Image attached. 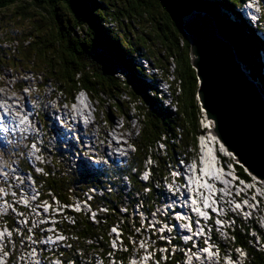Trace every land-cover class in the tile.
I'll use <instances>...</instances> for the list:
<instances>
[{
    "label": "trees",
    "instance_id": "obj_1",
    "mask_svg": "<svg viewBox=\"0 0 264 264\" xmlns=\"http://www.w3.org/2000/svg\"><path fill=\"white\" fill-rule=\"evenodd\" d=\"M245 1L0 0V73L9 70L15 74L22 72L24 76L30 74L42 80L41 86L55 87L66 103L84 90L98 102L100 111L106 108L109 116L125 120L134 109L132 116L138 121L139 130L137 139H131L130 144L135 153H132L130 167L117 173L127 175L132 186L130 194L139 193L144 206L152 208L147 199L156 194L154 185L166 179L177 157L189 159L196 153L197 137L202 132V116L196 98L197 80L189 63L187 43L180 34L178 15L172 7L187 14L201 11L210 15L234 47L242 68L252 81L259 83L258 88L264 93L261 64L258 65L256 58L257 52H264V46L256 37L257 30L238 12ZM260 18L258 26L264 24V9ZM139 60L147 61L163 73L161 80L169 87L172 110L168 105L164 108L165 95L157 88L158 80L145 74ZM16 85L18 91L25 86L22 79L16 80ZM159 141L165 144L163 154L156 145ZM42 149L50 154L47 147ZM51 149L58 151L56 146ZM144 160L145 166L151 164L147 184L138 180ZM57 161L58 171L43 170V176H35L36 183L53 193L60 202L70 205L74 193H68V189H81L77 186L81 185V180L75 173L63 174L61 161ZM234 166L241 178L249 180L241 167ZM133 168L136 174L132 173ZM20 170H29L24 160L20 161ZM81 173L91 177V181H102L106 175L105 170L95 167H85ZM145 188H150L148 194ZM104 201L114 214L117 213L111 196ZM73 217L77 218L74 227L59 225L64 232L61 235L72 233L76 239L75 242L71 239V251L60 250L63 261L83 264L85 260L86 264H94L98 259L106 260L110 251L108 227L121 219L110 215L107 224L97 226L86 220L84 212L73 211ZM254 222L240 221L234 230L228 229L233 239L231 247H241L244 255L246 253L243 264H264V250L249 245V241H253L250 230H257ZM122 224L127 242V235L132 231L127 219H123ZM257 231L264 243V235ZM76 250L82 251L81 257L75 254ZM166 264H174V261Z\"/></svg>",
    "mask_w": 264,
    "mask_h": 264
},
{
    "label": "rangeland",
    "instance_id": "obj_2",
    "mask_svg": "<svg viewBox=\"0 0 264 264\" xmlns=\"http://www.w3.org/2000/svg\"><path fill=\"white\" fill-rule=\"evenodd\" d=\"M255 1H257L259 6L256 4ZM255 1L251 5L250 4H246L244 7H240L238 9V11L241 14L242 13H244L245 15L248 14V17L253 16V20L251 22L252 23V27L255 30H257L256 31V37L264 45V27H262V26H264V24L263 25L261 24L260 26H258L259 28L258 27L255 28V25L253 23L255 21V19L258 18V16H261L260 14L262 13V10L264 9V0H255ZM251 11L253 12L252 14L250 13ZM257 55L258 56H256V58H257V62H258V65H259V62L262 60V56L264 58V52H257ZM259 56H260V59H259ZM143 67H146V63H143ZM20 75H22V78H21ZM19 79L20 80L22 79V81H24V84H25L24 89L22 91H18V89H17L16 80H19ZM252 82L256 84L257 89L261 93L262 99H264L263 92L258 88L259 83L256 82V81H252ZM263 82H264V79L262 78V83ZM41 84H42V80H36V79H34V77H31L30 74H28V75L25 74V76H24V74L22 72H18V74H15V72L9 71V70H4L2 73H0V93L3 96H5L6 98H15V99H17V101L21 100V99H25L27 101L24 100L23 104L26 103L27 105L32 107L31 108L32 110H31V112L29 114L30 118L26 116L27 118L25 120H23V122H22V123L25 124L28 121L31 124V131L28 132L22 127L21 128L22 137L20 139H16L14 136H10L9 137V135H7V136H5L6 137L5 140L2 141L1 140V135H0V140L2 141V143H4V142L6 143V146L4 147V149L0 150V182L5 183L3 178L6 179V182L8 180L12 179L13 178L12 177V173L14 171H18L19 170V166L18 165H19L20 158L11 160L10 157H12L14 155V153L16 154V156H18V154L21 153V151H23L21 149H23L24 147L30 146L29 149L34 147L32 150L35 151V152H38L39 146L41 144H43L44 147L45 146L46 147H50V145H53V144L55 146H57V147L58 146H64L65 144H74V137L72 135H71L72 137L70 136V137H66L64 139V137H65V133L64 132L65 131L60 129V125L56 121V120H58L56 116H55L56 120L46 121L48 118H50V119H54L55 118V117L51 116V114L46 110V107H48L47 103H46V97L54 95L55 97H58V99H62V96L57 94V92L55 91V87H52V86L51 87H43V86H41ZM157 88H158V84H157ZM263 88H264V86H263ZM167 93H168V91H167ZM160 94L165 95L162 92H160ZM168 96H169V94H168ZM163 98H165V97H163ZM0 100H3V99H0ZM57 101H59V100H57ZM57 101L52 100V102L49 104V106L51 105V107H55L53 110L56 111V112H58V109H59V105H58L59 103ZM2 102H4V101H2ZM16 102H14V103H16ZM167 102L165 103V105H168ZM97 103H95L94 105L96 106ZM0 105L3 106L2 104H0ZM198 105H199V103H198ZM62 107H65V106H62ZM21 109H22V111H24L25 106H23ZM95 109L99 110L97 106L95 107ZM132 111H133V115H134L135 114L134 109ZM104 112H106V111H104ZM201 114H202V112H201ZM41 115H42L43 118H41ZM102 116H103V113L100 115V117H102ZM19 118H21L20 115H19ZM121 120H122V118H121ZM36 122L39 123V124L34 125V123H36ZM122 122H125V121H122ZM212 124L213 123L211 121H206L205 117L202 116V120H200L201 128L205 127L204 130H207V129L209 130L210 129V131H211V127H212L211 125ZM102 129H106L107 130L106 136L108 138L112 139V141H114V142H121V143L123 142L124 143V142H126L128 140H131V138L128 137V129L116 130L115 128H112V123L111 122L105 121L104 123H102ZM136 130H137V132L139 130V124H138L137 121H136ZM10 132H13V130H11ZM82 134H84V133H82ZM120 134H122L124 136L120 137ZM81 137H84V136H81ZM214 139H215L217 145L220 147L219 148L220 149V153L223 154L225 152L224 147L218 142L217 138L216 137H212V135L209 132L208 137L207 136L205 138L200 137V139H199L200 140V143H199V146H200V157H199V160H198V164L195 166V165H187V164L183 163L181 160H177L176 162L173 161V167L170 169V172H169V179H174L176 181L175 182V186H174L175 190L172 192V193H176V192H179V187L176 186L177 184L180 185V186L185 187L184 184L185 183H189V185L191 187V184L193 182V180L190 178L191 172H192V166H193V168L197 167V170H199L198 171L199 172V178H200V180L202 182V185H203V188H202L203 195L201 196V192H199L198 195H196L197 198L195 200L199 199L200 200V206L202 205L203 207H205V206H207L209 204L210 205H215L217 201L229 202L228 201L229 195L231 194L232 190H234V189H231V183L229 181L226 182L225 180H219L220 183H221V187H217L216 189H213V191H210L211 185L215 184V182H216V180L213 178V176L217 175V174L215 173V170L212 167V164H211V161H210L212 159V157L209 155L208 145L206 143L207 142H212V141H214ZM11 140H13V141H11ZM39 142H40V144H39ZM118 146L122 147V153L129 155V153H127L124 150V149H126L125 147H123L121 145H118ZM129 149L133 150V147L130 146ZM215 149H217V147H214L213 151H215ZM46 151H47V149H46ZM53 151L54 150H52L51 156L48 155V154L44 155V158H46V159L44 161L43 170H46L48 173H49V171H50V173H52V171H53V173H56V171H58V168H57V166H55L56 165L55 162L57 161V159L63 160V158H61L59 156V153H54L53 154ZM202 151H204V156L201 155ZM217 151H218V149H217ZM30 153L31 152L28 151V153L26 154V160L28 161L29 164L32 163V157H31ZM226 153L227 152H225V154ZM216 154H217V156L220 155L218 152H216ZM226 155H228L227 158L230 159L232 165L239 166L234 161V159H233L234 157L231 154L227 153ZM16 156H13V157H16ZM220 156L224 157L223 155H220ZM44 158H43V160H44ZM36 159L39 160L40 158H36ZM85 161H87V160L84 159V158H82L79 161L80 167L82 169L85 167ZM8 162H9V165H8ZM67 165H70V164L67 163ZM214 165H216L215 162H214ZM221 165L225 166L223 164L222 160H221ZM46 166H47V168L45 169L44 167H46ZM179 168H182L183 170L186 169L188 171V173L184 174V175L182 173H179L177 171V170H179ZM28 169L31 171V168H28ZM233 169H234V166H233ZM37 171H41V170H37ZM230 171H232V169H230ZM29 173H31V172H29L28 170L22 172L21 174L23 175L24 179L16 182V184L12 183L8 187L12 186V189H13V187H18L19 192L22 195H24V196H25V191L29 192L30 187H31L32 188L31 192H33L36 197L38 196L42 200V205L40 206L42 209H35L34 208V212H32V213L29 212V214L27 216H26V212L25 211L23 213H21V214L26 216L25 219H27V218H29L31 216L32 217L40 216L38 222H41V221L45 222V220H47V219H46V215H44V214L47 213V214H49V216L54 215L57 212V210H56L57 203L53 199V196H54L53 193H51L50 191H48L46 189H43V186H41V184L38 185L37 183H35L33 180H31L29 178L25 179V175H28ZM52 175L53 174H51V176ZM18 176H19V173H18ZM104 176L106 177V175H104ZM177 176H179V179H176ZM29 181L31 182L30 184L28 183ZM182 181H183V184H182ZM250 182L251 183H249L248 187H250V188L252 187L254 189V198L256 199L257 197H261V199H264V181H259V180H256V179L252 178V181H250ZM35 185H37V186L35 187ZM36 188H38L40 191L38 189H36ZM237 188H240V185H238ZM166 189L169 190L168 187H166ZM190 189H188V190H190ZM237 190L240 191L239 189H237ZM37 191H39V192H37ZM44 192H45L46 196H45V194H43ZM161 194H164V191H161ZM180 194H181V192H179V195ZM247 196H248L247 193L243 195V197H247ZM45 199H47L49 201L48 204L46 202L44 203ZM25 200H26V198L22 197V201H25ZM56 200H57V202L59 201L58 198H56ZM178 201H180V196L178 198H175V200H174L175 203L178 202ZM70 202L73 203V205L71 206V208L73 210H75V211L80 210L79 206H76V204H74V200H72ZM60 203L62 204L63 202H60ZM229 204L231 205L230 202H229ZM189 205H190V203H189ZM158 206L159 205H157V206L155 205L154 206V208L156 207V212L160 211V208L158 209ZM172 207H173L172 210H174V211H179V210L182 209V208H180L179 210H175L173 205H172ZM185 207H186V210H187V205ZM67 208H68L67 210L71 209V208H69L68 204H67ZM82 210H83V208H82ZM249 210L250 211H255V216L257 214L259 215V213H262L263 214V218H264V205L261 204V203L259 204V211H258V207L257 206L254 207L253 203H252V205H250V203L245 202V200H243L242 202H239L238 205L236 206V211L237 212L239 211L244 216H245L246 212L252 213ZM83 212L86 213L85 210ZM137 213L139 215V218H141V220L138 222L139 225H140V229H142L143 231H145V230H149V232L152 231L151 228L146 229L145 225H148V226L149 225H153L154 228H156L155 225H154V220L148 218L147 216H145L139 210H138ZM19 214H20L19 212H11V218L10 219H13L14 223L16 225H17V222H18V219H16V217ZM170 216H171V214H170ZM152 217H154V213H153ZM56 222L58 223L57 220H56ZM20 223H21V225H24V221L20 222ZM225 223H226V228L227 229H233V226H230L229 222H225ZM164 228L165 227L163 226L162 229H164ZM54 230H57L56 232L59 233V224H57L55 226L51 225V226H49L47 228H44L42 231L37 232L38 244L42 248L46 247L47 251H50L48 256H46L44 254L45 251L40 247L41 253L44 254L47 259L51 260L53 263L61 264L60 261L57 260V259H60L59 258V248L65 247L67 249L66 251H69L70 250V245L68 246V243L67 244H63L62 243V237L60 238V236H57V238L54 239L53 246L50 247L49 245L51 243V240H46V237H47L46 232L47 231H54ZM160 230L161 229L159 228V229H156L154 232L155 233H160ZM178 230H183L180 227V225H179V229L175 228L176 234H178ZM24 233L27 234L24 237V239L26 241H29V233L30 232L28 233V229H25ZM136 233H137V231H136ZM221 235L224 237V239L226 238L225 233H221ZM249 235L252 236L251 230H250V234ZM75 240H76L75 238H72L73 242H75ZM256 241L258 242L257 239H256ZM113 242L114 241L110 240V247L111 248L114 247V243ZM254 242H255V239L253 238V241H251V242L249 241V245L253 249H256L257 246L253 245ZM221 243H222L224 249H227V251L232 252L233 248L228 246V241L224 240ZM230 244H232V243H230ZM136 246H137L136 249H133L131 254L134 255L135 253H137L136 254L137 256L135 255L134 257H132V259L130 260V264H149V263L153 264L154 256L156 254H158L159 251L163 252V249H160L159 246L156 243H154V241H151V242L148 243V245L146 246L148 250H145L139 244H137ZM144 246H145V244H144ZM8 249H9V252L12 253V255L18 254V253H22V252L25 251L24 250L25 249V244L22 243V242H19L18 246L14 247V243H10ZM185 253H187V252L185 251ZM232 253L234 255L238 256V258H239V260L241 262V258H240L241 257V253L238 250H234ZM75 254L78 257H81V255L83 253H82V251L76 250ZM26 255L27 254L19 255L18 257H15V262L18 259H22ZM67 255H69V254L67 253ZM173 256H174V254H173ZM27 260H31L29 258V256H27ZM102 260H104V259L102 258V259H99L97 261H94V264H101L100 261L102 262ZM51 261H48L47 264H51L50 263ZM81 262H83V260H81ZM83 264H86L85 260H84ZM107 264H112L111 260L108 261ZM196 264H199V262H197Z\"/></svg>",
    "mask_w": 264,
    "mask_h": 264
},
{
    "label": "water",
    "instance_id": "obj_3",
    "mask_svg": "<svg viewBox=\"0 0 264 264\" xmlns=\"http://www.w3.org/2000/svg\"><path fill=\"white\" fill-rule=\"evenodd\" d=\"M178 15L197 80V102L211 135L252 178L264 181V100L216 21L201 11Z\"/></svg>",
    "mask_w": 264,
    "mask_h": 264
},
{
    "label": "built area",
    "instance_id": "obj_4",
    "mask_svg": "<svg viewBox=\"0 0 264 264\" xmlns=\"http://www.w3.org/2000/svg\"><path fill=\"white\" fill-rule=\"evenodd\" d=\"M146 66L149 67L151 71V79L158 80L161 82L162 90H165V100H168V105L171 108V100L168 99L167 89L165 88L163 81L161 80V72L159 68L150 66L146 61ZM57 100H63L58 99ZM60 110L58 109V112ZM58 112L50 113L51 116L57 117L58 120H61V127H69V130H73L74 144H65L64 146H58V151H53L54 153H59V156L63 158L61 161V166L64 168V173H75L77 177L81 180V185L78 184V187L81 189L73 190L72 188L68 189V193H74V204L76 206H82L86 210V220H89L91 223L97 226L105 225L108 222L110 215L118 220L113 225L109 226L107 235L112 236L113 232L122 234L124 236V231L120 225H123V219H127L129 226L133 224L134 221V212L130 207L132 205H126V199L129 196H124V186L129 184V181L126 177L122 180L114 174H111L112 170H115L121 167L123 164L121 161L117 164H113L109 161V156L120 155V160L128 159V154L122 153V147L115 145L111 142H106V129L99 127V124L90 119L89 115L78 113H71V118H63ZM78 114H82L81 117H78ZM56 117L54 119H56ZM54 119L48 118L46 121H52ZM69 121L77 124L81 121L84 126L82 128L73 127V124H67ZM66 129V128H65ZM118 129H128V137L131 139H137V130H136V120H133V116L129 115L125 117V122H116V130ZM84 133V134H82ZM82 134V135H81ZM77 135V136H76ZM84 136V137H81ZM79 138H82V141L79 142ZM163 147V148H162ZM157 148H165L163 142L157 143ZM82 151H90L91 155H94L95 162L102 163V166L106 167V177L103 175L102 181H91V177L82 176L81 167H79V154ZM70 162H69V161ZM70 164V165H67ZM82 181L84 184H82ZM160 186V184L158 185ZM3 193V191H0ZM111 196L114 204L116 205L117 213H113L110 205L104 201V198ZM134 197H132L133 199ZM257 200V199H256ZM56 210H57V221L58 224L63 226H75L77 218L73 217V211L67 210V203H60L56 200ZM262 204L264 205V199H262ZM225 210V207H224ZM260 229V233L264 235V218L259 223V225L254 222ZM63 228L59 230V233H64ZM130 230V229H129ZM257 234V235H256ZM129 235V233H128ZM256 235L255 242L253 245L257 246L256 249L264 250V243L259 238L258 233H252V237ZM70 238H74V234L69 235ZM132 238L131 234L129 236ZM224 251V252H222ZM224 249L223 245H211L210 248H201L197 255L193 258L192 256H186V264H243L246 259V253L244 255V261L233 262V253ZM171 258H168L170 261ZM172 261V260H171ZM196 261V262H195ZM175 264H182L179 260L174 262Z\"/></svg>",
    "mask_w": 264,
    "mask_h": 264
},
{
    "label": "bare ground",
    "instance_id": "obj_5",
    "mask_svg": "<svg viewBox=\"0 0 264 264\" xmlns=\"http://www.w3.org/2000/svg\"><path fill=\"white\" fill-rule=\"evenodd\" d=\"M241 14V13H240ZM259 58H260V56H259ZM143 63H146L145 61H142V60H139V62H138V64H140L141 65V67L143 68V70L146 72V75L147 76H149V75H151V71H150V69H149V67H143ZM260 64H261V68H260V71H261V73H262V75L261 76H263L262 78L264 79V58H263V56H262V60L260 61ZM173 70H174V68L172 67V69L170 70L171 71V73H173ZM162 73V72H161ZM248 73V72H247ZM163 74V73H162ZM174 76V75H173ZM162 78V77H161ZM175 78V77H174ZM173 80V79H172ZM171 80V81H172ZM163 81V84H164V86H165V88L167 89V91H168V85H167V83L166 82H164V80H162ZM178 84V83H177ZM158 89L160 90V92H162L163 94H165V90H162V85H161V82H158ZM264 90V89H263ZM56 91V90H55ZM177 91V90H176ZM168 94V93H167ZM263 96H264V93H263ZM56 98L57 97H55L54 95H52V96H48V97H46V103H47V106L48 107H46V110L49 112V113H52V112H56V111H54L53 109L55 108V107H51V105L49 106V104L52 102V100H54V101H56ZM0 99H3V100H0L1 102L2 101H4L5 103H3L2 105L3 106H1L0 105V114H4V112H5V109H7V111H8V115L7 116H5V115H3V117H2V121H1V123H3L5 126H6V132L8 133V132H10V129H12L11 128V126H14V129L15 130H17L18 129V127L20 128L21 127V125L19 124V120L21 121V119H19V115L22 117V116H27V117H29L30 118V116H29V114H30V112H31V106H29V105H27L26 103H24L23 104V101L25 100V99H21V100H18L17 101V99H15V98H6L5 96H3L1 93H0ZM63 99V98H62ZM164 100H163V102H162V104H163V106L164 107H166V105H165V103L168 101V100H165V98H163ZM168 99H170V98H168ZM35 100V99H34ZM64 100V99H63ZM63 100H59V101H57L59 104V114L61 115V117H63V118H65V119H67V118H71V113H78V112H80V113H82V114H87V115H89V117H90V119H92V121L93 122H95L96 124H99V127H101L102 128V123H104L105 121H107V120H109L108 122H111L112 123V128H115L116 129V122H122V121H125L124 119H123V117H119V116H109L108 115V113H107V115H106V112H104L105 111V107L104 108H102L101 110L102 111H100V109H99V106H98V103L95 101V100H92L91 99V97L88 95V93L86 92V91H84V90H80L76 95H75V97L73 98V99H71L70 100V102L69 103H66V102H63ZM264 100V99H263ZM17 101V102H16ZM25 101H27V100H25ZM14 102H16V103H14ZM95 103H97V107H98V109L99 110H96L95 109ZM168 103V102H167ZM174 103V102H173ZM105 105V104H104ZM171 105H172V103H171ZM23 106H25V109H24V111H22V107ZM62 106H65V107H62ZM168 106H170V105H168ZM103 113V116L102 117H100V115ZM82 114H78V117H81L82 116ZM37 115V114H36ZM96 115V116H95ZM131 115H133V111H131ZM41 118H42V115H41ZM121 118H122V120H121ZM54 120H56V119H54ZM133 120H136V119H134L133 118ZM57 121V123L60 125V129H62L63 131H65L64 133H65V137H64V139L66 138V137H70L71 135L73 136V130H69V127L68 126H66L65 128H62L61 127V120H56ZM137 121V120H136ZM138 122V121H137ZM37 123V122H36ZM73 124V127H76V128H82L83 126H84V124H82L81 123V121H79L77 124H74L73 122H71V121H69L67 124ZM37 124H39V123H37ZM139 124V123H138ZM205 128V127H204ZM118 130H123V129H118ZM138 133V132H137ZM0 135L1 136H3V133L0 131ZM71 136V137H72ZM77 136V135H76ZM124 135H122V134H120V137H123ZM215 140V139H214ZM82 141V138H79V142H81ZM106 142H111V143H113V144H115V145H121V146H123V147H125L126 149H124L127 153H129V155H128V158H129V156L134 152V148H133V150H130L129 149V147L130 146H132L131 144H130V140H128V141H126V142H114V141H112V139H110V138H108L107 136H106ZM219 142V141H218ZM39 144H40V142H39ZM6 146V143L4 142V143H2V141L0 140V147H3V149H4V147ZM55 145L53 144V145H50V147H47L48 149H49V153L50 154H48V155H50L51 156V154H52V150H54V149H51L52 147H54ZM42 147H44L43 146V144H41L40 146H39V150H38V152H34V154L38 157V158H40L39 159V161L42 163L41 164V166H40V168H39V170H41V171H39L40 172V174H42V172H43V166H44V161H45V159L46 158H44V155H46L47 153H44V151H43V149H42ZM46 147V146H45ZM57 147V146H56ZM34 148V147H33ZM226 152V151H225ZM228 153V152H227ZM226 153V154H227ZM120 155H115V156H109L108 158H109V161L111 162V163H113V164H117V163H119L120 162V157H119ZM81 157V159L82 158H84V159H86L87 161L85 162V167H95V168H100V169H102V170H105L106 171V167H104V166H102V163H99V162H95V158H94V155H91V153L89 152V151H82L81 152V154H79V158ZM43 158H44V160H43ZM81 159H79V161L81 160ZM49 161V160H48ZM53 161V160H52ZM48 164V163H47ZM55 164L58 166V162L56 161L55 162ZM55 165V166H56ZM52 167V166H51ZM84 167V168H85ZM45 169L47 168V166L46 167H44ZM83 168V169H84ZM50 169V168H49ZM48 170V169H47ZM81 171H82V168H81ZM117 171L118 170H112L111 171V174H114V175H116L117 177H119V178H121V177H126L127 178V180L129 181V184H130V179H129V177L127 176V175H123V174H120V173H117ZM179 171L180 172H185L182 168L181 169H179ZM37 182V181H36ZM128 184V185H129ZM183 184V183H182ZM185 185V187H183L182 186V188H183V190L181 189V187L180 186H177V187H179V192H181V194L179 195V193L177 192V193H175V194H170V193H168V192H164V194H155V195H153L152 196V198H148L147 199V203H149V204H151L152 205V208H146L145 206H144V204H143V202H141V195L139 194V193H132V195L130 194V192L128 191V192H126L125 191V193H127L128 195H129V197L126 199V205H132V207H130L131 209H132V211L134 212V221H133V224L132 225H130L129 226V228L131 229V231L132 232H134V233H136V231H137V229H140V225H139V221L141 220V218H139V215H138V210L139 211H141L145 216H147L148 218H150V219H152V220H154V224H155V222H157V220H158V216H164V215H166V214H168V216H170V214H171V216L169 217V219H170V221H171V224L174 226V231H175V228H177V229H179V225L181 224V222H177L176 223V221H174V219H172V216H173V213L175 212L174 210H172L173 209V207H172V205L174 206V208H175V210H179L180 208H182L181 210H179V211H182L181 213L183 214V215H189V216H191V214L189 213V211L191 210V206L189 205V200H188V189H190L191 187H190V185L188 184V183H185L184 184ZM30 186V185H29ZM34 186V185H33ZM37 186V185H36ZM130 188H131V184H130ZM31 191H32V188L30 187V190H29V192L27 191V194H30L31 193ZM37 192H39V191H37ZM132 192V191H131ZM147 193V192H146ZM202 193H203V191H202ZM148 194V193H147ZM126 195V194H125ZM180 196V201H178V202H176V203H180L181 204V207L180 206H177L176 205V203L174 202V200H175V198H178ZM18 197H24V195H22V194H18ZM132 197H134L133 199H132ZM159 197H160V199H159ZM45 200H47V199H45ZM142 201H144L143 199H142ZM173 202V203H172ZM216 202V201H215ZM49 203V202H48ZM73 205V203L71 202L70 203V205H69V208H71V206ZM157 206V205H159L158 206V209L160 208V211H158V212H156V207L154 208V206ZM187 205V210H186V206ZM45 206V205H44ZM43 207V206H42ZM53 207V206H52ZM79 208H80V210H78V211H81V212H83L84 210H85V208H83L82 206H79ZM82 208H83V210H82ZM51 209V208H50ZM71 210L72 211H74V212H78V211H75V210H73L72 208H71ZM163 210V211H162ZM0 211H1V209H0ZM86 211V210H85ZM178 211V212H179ZM163 212V213H162ZM185 212V213H184ZM153 213H154V217H152L153 216ZM212 214H214V212L212 213ZM203 217V216H202ZM254 218V217H253ZM252 219V218H251ZM30 220H32V217H30ZM253 220H255V219H253ZM257 222H259L258 220H257ZM179 224V225H178ZM188 225H189V223L187 224H185V226H184V228H186V227H188ZM156 227V226H155ZM169 226L167 225V226H165V228L164 229H167ZM160 227H158V229H159ZM228 230V229H227ZM146 234H149V235H151V234H154L156 237H158V236H161L160 235V233H155V232H153V231H150L149 232V230H145L144 231ZM186 233V230L185 229H183V230H178V234H176V231H175V234L176 235H182V234H185ZM3 231L0 229V239H2V242L4 241V236H3ZM137 234V233H136ZM60 238H61V236H60ZM18 238H16V240H17ZM153 241H155V240H153ZM1 243V242H0ZM9 250V249H8ZM148 250V249H147ZM234 250H238L240 253H241V261H243V259H244V252L242 251V249H239V248H237V249H234ZM234 250H232V252L234 251ZM232 252H230V253H232ZM29 256V258L30 259H32V256L31 255H28ZM23 260H27V257L25 258V259H23ZM233 262H240V260H239V258H238V256H236V255H234L233 254Z\"/></svg>",
    "mask_w": 264,
    "mask_h": 264
},
{
    "label": "snow or ice",
    "instance_id": "obj_6",
    "mask_svg": "<svg viewBox=\"0 0 264 264\" xmlns=\"http://www.w3.org/2000/svg\"><path fill=\"white\" fill-rule=\"evenodd\" d=\"M3 103H5V102H0V104H3ZM4 114H5V115H8V111H7V109H5ZM26 118H27L26 116H22V117H21V122H23V120H25Z\"/></svg>",
    "mask_w": 264,
    "mask_h": 264
}]
</instances>
